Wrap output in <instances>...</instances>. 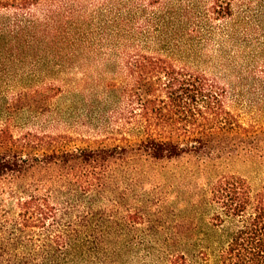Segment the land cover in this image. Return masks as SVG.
I'll use <instances>...</instances> for the list:
<instances>
[{
	"label": "trees",
	"instance_id": "16d2710c",
	"mask_svg": "<svg viewBox=\"0 0 264 264\" xmlns=\"http://www.w3.org/2000/svg\"><path fill=\"white\" fill-rule=\"evenodd\" d=\"M238 1L0 0V264H131L130 225L145 216L97 211L118 204L105 195L123 175L188 156L216 170L264 164V120L246 123L225 82L176 57L201 56ZM85 68L107 99L82 123L54 107ZM250 74L264 114V59ZM210 200L217 225H237L221 264H264V181L222 171Z\"/></svg>",
	"mask_w": 264,
	"mask_h": 264
},
{
	"label": "rangeland",
	"instance_id": "374dc122",
	"mask_svg": "<svg viewBox=\"0 0 264 264\" xmlns=\"http://www.w3.org/2000/svg\"><path fill=\"white\" fill-rule=\"evenodd\" d=\"M237 16L222 30H217L203 43L204 53L176 55L180 63H192L225 82L231 90V105L246 123L264 120L260 106L262 90L251 77L252 68L264 59V0H240ZM86 62V60H83ZM87 73L88 76L85 74ZM68 75V74H67ZM72 84L57 99L54 109L73 114L83 123L105 106L107 90L100 73L75 70L67 76ZM25 115L22 122H27ZM89 124L83 126L85 132ZM91 131H94L93 128ZM83 145V144H82ZM192 156L170 163L148 167L147 172L134 171L123 175L114 193L105 198H118V204L99 202L106 216L141 212L144 224L130 225L128 241H135L125 253L131 264H162L166 255L183 252L190 264H221L222 251L227 247L237 225L228 220L217 225L218 207L210 200V184L217 173L236 172L245 175L257 189L264 181V164L237 162L220 170ZM88 203L87 206H90ZM97 204H93L96 208ZM90 233L99 236L93 227ZM137 242V243H136Z\"/></svg>",
	"mask_w": 264,
	"mask_h": 264
}]
</instances>
